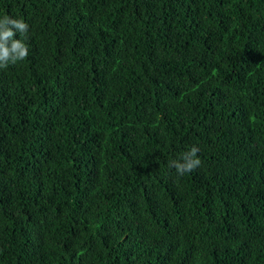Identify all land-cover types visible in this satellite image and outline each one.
<instances>
[{
  "label": "trees",
  "instance_id": "16d2710c",
  "mask_svg": "<svg viewBox=\"0 0 264 264\" xmlns=\"http://www.w3.org/2000/svg\"><path fill=\"white\" fill-rule=\"evenodd\" d=\"M5 16L29 28L0 68V264H264V0Z\"/></svg>",
  "mask_w": 264,
  "mask_h": 264
},
{
  "label": "clouds",
  "instance_id": "9594fccd",
  "mask_svg": "<svg viewBox=\"0 0 264 264\" xmlns=\"http://www.w3.org/2000/svg\"><path fill=\"white\" fill-rule=\"evenodd\" d=\"M28 24L23 19H13L5 16L0 19V68H6L11 63L23 60L28 55V48L23 42V39H15L17 32L22 37L28 32ZM199 149L193 146L182 157L181 161H172L171 166H174L179 175H184L186 172L195 170L201 164L197 155Z\"/></svg>",
  "mask_w": 264,
  "mask_h": 264
}]
</instances>
